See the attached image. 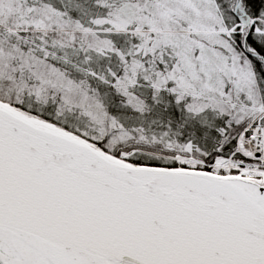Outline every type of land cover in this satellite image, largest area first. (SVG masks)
<instances>
[{
	"label": "snow or ice",
	"instance_id": "obj_1",
	"mask_svg": "<svg viewBox=\"0 0 264 264\" xmlns=\"http://www.w3.org/2000/svg\"><path fill=\"white\" fill-rule=\"evenodd\" d=\"M0 264H264V0H0Z\"/></svg>",
	"mask_w": 264,
	"mask_h": 264
}]
</instances>
